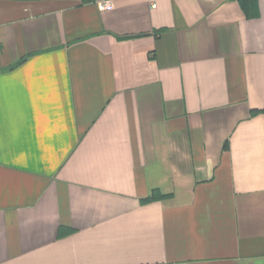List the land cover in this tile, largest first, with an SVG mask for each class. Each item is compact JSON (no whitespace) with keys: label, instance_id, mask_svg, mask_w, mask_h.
I'll list each match as a JSON object with an SVG mask.
<instances>
[{"label":"crops","instance_id":"obj_1","mask_svg":"<svg viewBox=\"0 0 264 264\" xmlns=\"http://www.w3.org/2000/svg\"><path fill=\"white\" fill-rule=\"evenodd\" d=\"M0 264H264V0H0Z\"/></svg>","mask_w":264,"mask_h":264},{"label":"built area","instance_id":"obj_2","mask_svg":"<svg viewBox=\"0 0 264 264\" xmlns=\"http://www.w3.org/2000/svg\"><path fill=\"white\" fill-rule=\"evenodd\" d=\"M97 7H98L99 11H108L111 9L112 6L109 3H102L101 2L97 5Z\"/></svg>","mask_w":264,"mask_h":264}]
</instances>
